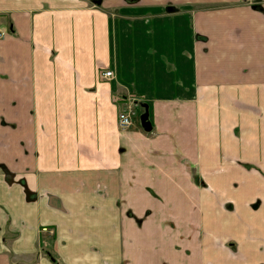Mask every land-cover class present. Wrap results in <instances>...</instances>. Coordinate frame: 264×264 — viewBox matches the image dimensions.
Segmentation results:
<instances>
[{
  "label": "crops",
  "instance_id": "1",
  "mask_svg": "<svg viewBox=\"0 0 264 264\" xmlns=\"http://www.w3.org/2000/svg\"><path fill=\"white\" fill-rule=\"evenodd\" d=\"M0 23V264H264V0H0Z\"/></svg>",
  "mask_w": 264,
  "mask_h": 264
},
{
  "label": "built area",
  "instance_id": "2",
  "mask_svg": "<svg viewBox=\"0 0 264 264\" xmlns=\"http://www.w3.org/2000/svg\"><path fill=\"white\" fill-rule=\"evenodd\" d=\"M7 31V26L0 23V38H2ZM113 76V72L108 69H103L99 71V77L103 79H110ZM113 102H120L123 99L119 96L113 95L112 96ZM132 125V110L126 106L121 111H119L117 115V126L119 130H124L129 128Z\"/></svg>",
  "mask_w": 264,
  "mask_h": 264
},
{
  "label": "water",
  "instance_id": "3",
  "mask_svg": "<svg viewBox=\"0 0 264 264\" xmlns=\"http://www.w3.org/2000/svg\"><path fill=\"white\" fill-rule=\"evenodd\" d=\"M140 124H141V127L143 128V130H145V131L151 130V123L148 120V112L147 111H144L140 115Z\"/></svg>",
  "mask_w": 264,
  "mask_h": 264
}]
</instances>
